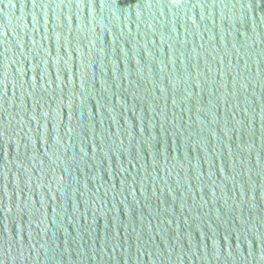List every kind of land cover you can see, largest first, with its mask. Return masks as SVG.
<instances>
[{"label":"water","instance_id":"95a60500","mask_svg":"<svg viewBox=\"0 0 264 264\" xmlns=\"http://www.w3.org/2000/svg\"><path fill=\"white\" fill-rule=\"evenodd\" d=\"M0 264H264V0H0Z\"/></svg>","mask_w":264,"mask_h":264}]
</instances>
